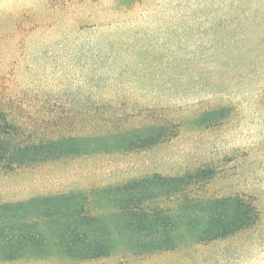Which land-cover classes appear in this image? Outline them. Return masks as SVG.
Instances as JSON below:
<instances>
[{"label": "rangeland", "instance_id": "374dc122", "mask_svg": "<svg viewBox=\"0 0 264 264\" xmlns=\"http://www.w3.org/2000/svg\"><path fill=\"white\" fill-rule=\"evenodd\" d=\"M0 89L11 118L46 135L184 121L152 151L0 170V229L41 228L32 199L207 165L219 172L209 195L241 194L260 212L245 232L173 252L135 256L120 245L79 262L53 247L0 264H264V0H0ZM220 108L212 125L208 112Z\"/></svg>", "mask_w": 264, "mask_h": 264}, {"label": "trees", "instance_id": "16d2710c", "mask_svg": "<svg viewBox=\"0 0 264 264\" xmlns=\"http://www.w3.org/2000/svg\"><path fill=\"white\" fill-rule=\"evenodd\" d=\"M9 94L0 91V170L10 172L79 157L152 151L176 139L184 125L176 117L151 119L143 127L116 119L93 122L102 129L88 135H46L36 122L11 118L2 104ZM163 110L145 109L152 114ZM226 112L209 111L211 124L222 122ZM218 177V168L207 165L32 199L39 204L35 210L41 228L24 221L0 229V257L17 261L31 253L30 258L43 259L55 247L71 260L89 262L111 257L120 245L135 256H151L225 240L253 228L260 219L253 199L207 193Z\"/></svg>", "mask_w": 264, "mask_h": 264}]
</instances>
